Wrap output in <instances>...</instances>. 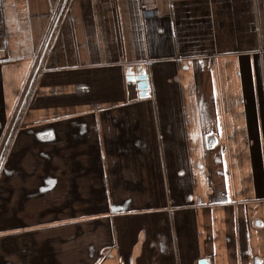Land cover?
Returning <instances> with one entry per match:
<instances>
[{
    "label": "crops",
    "instance_id": "obj_1",
    "mask_svg": "<svg viewBox=\"0 0 264 264\" xmlns=\"http://www.w3.org/2000/svg\"><path fill=\"white\" fill-rule=\"evenodd\" d=\"M201 259L264 264V0H0V264Z\"/></svg>",
    "mask_w": 264,
    "mask_h": 264
},
{
    "label": "water",
    "instance_id": "obj_2",
    "mask_svg": "<svg viewBox=\"0 0 264 264\" xmlns=\"http://www.w3.org/2000/svg\"><path fill=\"white\" fill-rule=\"evenodd\" d=\"M132 80H136L138 82V87L141 90L147 89V80H146V74H145V67L144 66H138L136 68L135 75L131 77ZM198 264H207L206 259L199 260Z\"/></svg>",
    "mask_w": 264,
    "mask_h": 264
},
{
    "label": "built area",
    "instance_id": "obj_3",
    "mask_svg": "<svg viewBox=\"0 0 264 264\" xmlns=\"http://www.w3.org/2000/svg\"><path fill=\"white\" fill-rule=\"evenodd\" d=\"M142 8H144V6Z\"/></svg>",
    "mask_w": 264,
    "mask_h": 264
}]
</instances>
